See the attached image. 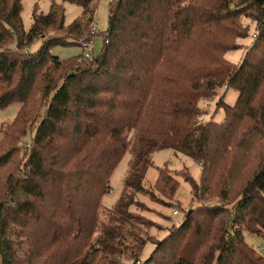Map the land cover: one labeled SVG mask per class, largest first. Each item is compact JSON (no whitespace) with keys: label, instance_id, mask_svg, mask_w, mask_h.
Returning a JSON list of instances; mask_svg holds the SVG:
<instances>
[{"label":"trees","instance_id":"16d2710c","mask_svg":"<svg viewBox=\"0 0 264 264\" xmlns=\"http://www.w3.org/2000/svg\"><path fill=\"white\" fill-rule=\"evenodd\" d=\"M63 2L82 7L67 25ZM21 9L0 0V107L20 103L0 127V264H124L126 251L132 264H264L243 237L264 240V0H112L90 61L50 49L92 34L94 0L34 7L27 31ZM242 17L256 28L234 66L224 56L249 35ZM221 87L238 92L234 103L220 100L221 122L203 118L201 102ZM168 148L199 164L198 180L184 176L199 203L154 239L140 226L158 224L129 208L148 210L138 194L158 202L144 180L152 153ZM127 151L104 221L101 200ZM156 170L153 190L173 196V171ZM29 222L39 230L21 252ZM147 241L154 248L141 262Z\"/></svg>","mask_w":264,"mask_h":264},{"label":"rangeland","instance_id":"374dc122","mask_svg":"<svg viewBox=\"0 0 264 264\" xmlns=\"http://www.w3.org/2000/svg\"><path fill=\"white\" fill-rule=\"evenodd\" d=\"M60 3L61 0H21L22 9L20 11L21 21L23 28L27 31L32 23V11L34 7L40 10L43 13H47L51 2ZM112 0H94L95 5V34L91 35V40L93 42L94 55H98L101 51L103 45V34L107 28L108 24V13L110 8V3ZM65 8L64 24H69L77 16L80 15L82 7L75 3L63 2ZM242 24L249 27V35L244 38L237 39V43L240 45L237 49L228 50L225 53V59L234 66H237L241 61L244 51L247 49V45H250L253 36L252 33L255 31L256 22L250 20L249 18L242 17ZM51 33H54L51 31ZM59 35V30L55 34ZM42 39H35L29 46L26 48L33 52L36 51L41 45ZM77 42V41H76ZM14 45V43H13ZM53 55L59 57L62 61H69L74 58H77L81 55L82 49L76 44H56L50 49ZM224 89H226L224 91ZM238 92L233 88H217L216 95L211 98L203 99L201 102V107L203 110L207 111L208 114L204 115L203 118L209 119L212 117L215 121L221 122L224 119V110L220 106V100L226 102L227 104L232 105L237 97ZM20 108V103L12 102L5 107H0V127L3 124L10 123L13 121L17 112ZM31 133L27 131L26 135L23 137V144L30 142ZM130 154L127 151L113 172L111 173L109 184L110 191L103 195L102 197V209L100 218L104 221L108 219V210L115 204L118 197L122 192V184L124 176L128 170V161ZM151 160L153 166L149 167L146 172L145 177V187L148 190L154 192L155 195L159 198L158 202L152 201L149 196V193L138 194L136 199L143 202L148 210H140V207L136 205L130 206L131 211L140 212L147 218L155 221L158 226L145 227L140 226V232L142 235H151L154 239H161L172 226V224L178 225L182 220L184 212H188L189 209L194 208L198 205V201L193 198L192 193L190 192V184L185 180V175H190L193 179L198 180L200 176V166L190 157L184 155L180 152H175L171 149H161L155 151L151 155ZM166 165L168 169L173 171L174 176L178 180V187L176 193L173 196L165 197L160 194L157 190H153L152 185L155 182L157 176L156 167H162ZM215 199V198H213ZM180 206V207H179ZM178 209V214H173V209ZM39 228L34 223L29 222L28 228L25 231L26 237L19 238L18 241L23 242V247L21 252L25 251L29 243V235L35 232H38ZM244 240L254 247L260 254L264 256V240L262 237H259L255 234H250L248 232H243ZM261 247V249H260ZM154 248L153 241H147L141 248L139 259L141 262L146 259L150 252ZM130 252L126 251L123 255H120L119 258L123 261L124 264H132V259L129 258Z\"/></svg>","mask_w":264,"mask_h":264},{"label":"built area","instance_id":"2783aa9c","mask_svg":"<svg viewBox=\"0 0 264 264\" xmlns=\"http://www.w3.org/2000/svg\"><path fill=\"white\" fill-rule=\"evenodd\" d=\"M95 30H96L95 22H93L91 33L93 34ZM91 35L82 36L77 39V45L82 49V53L79 56V61H90L94 56L93 53L94 49H93V42L91 40ZM172 213L178 214L179 210L177 208L173 209ZM135 264H140V261H137Z\"/></svg>","mask_w":264,"mask_h":264},{"label":"water","instance_id":"95a60500","mask_svg":"<svg viewBox=\"0 0 264 264\" xmlns=\"http://www.w3.org/2000/svg\"><path fill=\"white\" fill-rule=\"evenodd\" d=\"M189 212V211H188Z\"/></svg>","mask_w":264,"mask_h":264}]
</instances>
